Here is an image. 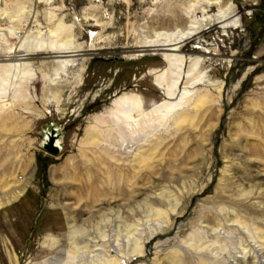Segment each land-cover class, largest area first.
<instances>
[{
	"label": "rangeland",
	"instance_id": "1",
	"mask_svg": "<svg viewBox=\"0 0 264 264\" xmlns=\"http://www.w3.org/2000/svg\"><path fill=\"white\" fill-rule=\"evenodd\" d=\"M191 20L199 29L180 39ZM60 23L70 53L26 51L22 35ZM164 43L183 59L184 104L137 143L103 151L123 99L163 101ZM14 59L33 73L0 88V264H264V0H0V69ZM57 59L73 66L51 83ZM50 88L59 111L44 103ZM51 129L57 156L42 148Z\"/></svg>",
	"mask_w": 264,
	"mask_h": 264
},
{
	"label": "bare ground",
	"instance_id": "2",
	"mask_svg": "<svg viewBox=\"0 0 264 264\" xmlns=\"http://www.w3.org/2000/svg\"><path fill=\"white\" fill-rule=\"evenodd\" d=\"M13 1V0H10ZM218 2V1H217ZM207 6L212 5L211 3L207 2ZM15 8L18 13L22 12V8L20 4H15ZM202 17L207 14V9L199 8ZM204 15V16H203ZM218 16L214 17V20L217 18L219 23H222L223 13L219 12ZM212 22L213 19L204 18L200 22ZM212 20V21H211ZM199 22V23H200ZM196 21H190L189 28L186 33L182 34L180 39H187V37L193 35L199 27H197ZM36 26V25H35ZM34 27V26H33ZM35 36H23V46L28 41L30 42L29 45L26 47V51L28 50V46L31 43L34 44L35 48L41 49L43 47L48 46L51 51L58 54H65L70 53V43L73 39V34L69 30L66 29L65 24L60 23L56 26L54 30H47L46 33L41 32L40 26L39 29L34 28ZM64 29V30H63ZM32 32V31H31ZM6 37L11 38L12 36L15 37L16 33L6 30L5 33ZM91 36V44L95 40L97 34H94L90 31ZM17 36V35H16ZM21 36V37H22ZM20 38V37H18ZM176 45L175 43L166 44L164 43L162 46L167 47L166 51L170 53H166L162 55L163 61L166 64V68L161 72L159 76L155 78V85L162 91L164 97L163 101L159 104L153 105L149 110H144L141 106V102L138 100L136 102L129 101L127 99H123L119 109L112 113L113 119L108 122V124L112 125L114 128L109 129L107 134L101 135L103 137L104 145L103 151H108L110 146H118L119 148L125 147L127 148L130 144H135L138 142L141 135H147L150 132L156 129V126L161 125L163 122L170 120L174 114L180 111V107L184 104V100L186 99L187 95L189 94L186 89H183L180 96L176 95L177 85L181 79V68L183 65V59L179 55L172 54V52H176ZM74 52V51H73ZM76 52V51H75ZM79 53V52H78ZM76 55V54H75ZM58 55V58H62ZM17 63L9 64V66L0 69V88L6 86L7 84H13L16 81L21 82L25 77L30 76L32 71V63L24 62L20 63L19 59H14ZM204 59L200 58H193L190 59L188 65V74L185 78H188L191 73L196 72L200 69L202 62ZM55 62V69L53 70L54 79H51V83L59 78L60 75L67 76L70 68L73 66L72 61L68 59H57ZM34 70V69H33ZM37 70V69H36ZM40 73H42L41 69H38ZM84 71V66H81L76 73L71 74L72 78H76L79 81L82 80V74ZM197 77H202L201 73H198ZM61 78V77H60ZM184 78V77H182ZM194 80V79H193ZM195 83L198 81L194 80ZM217 94L220 96L221 87H218L216 90ZM176 96V97H175ZM212 102V98L209 94L204 96L198 97L194 102V110L198 111L202 109L204 106L210 104ZM45 104H54L56 106L57 111H59L58 105L60 104V91L57 88H50L46 90L45 97H44ZM135 111H137L136 116H134ZM185 122V121H182ZM102 124H106V122H102ZM99 134L92 129L90 134L88 135V143H90L91 147L97 146V139ZM47 140V134L45 135V139ZM57 146L62 149L61 141L58 140L56 142ZM19 194L15 193L13 196ZM162 216V215H160ZM132 253L137 255L140 254V251L136 248L132 249ZM185 261V260H184ZM60 264H72V262L67 258ZM102 264H120L119 261L117 262L115 259L107 260Z\"/></svg>",
	"mask_w": 264,
	"mask_h": 264
},
{
	"label": "water",
	"instance_id": "3",
	"mask_svg": "<svg viewBox=\"0 0 264 264\" xmlns=\"http://www.w3.org/2000/svg\"><path fill=\"white\" fill-rule=\"evenodd\" d=\"M46 134H47V140H43L42 148L47 153L53 156H57L61 151V149L56 144L57 141H55V138L59 136L57 134V129H51L50 132Z\"/></svg>",
	"mask_w": 264,
	"mask_h": 264
}]
</instances>
